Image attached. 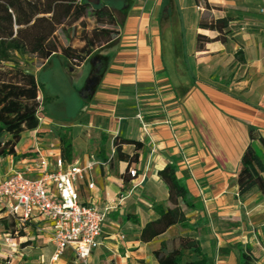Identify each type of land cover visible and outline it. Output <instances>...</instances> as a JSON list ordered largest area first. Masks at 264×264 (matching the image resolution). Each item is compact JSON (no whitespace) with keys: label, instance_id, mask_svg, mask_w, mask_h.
Wrapping results in <instances>:
<instances>
[{"label":"crops","instance_id":"0c3cea01","mask_svg":"<svg viewBox=\"0 0 264 264\" xmlns=\"http://www.w3.org/2000/svg\"><path fill=\"white\" fill-rule=\"evenodd\" d=\"M163 1L138 5L130 0L122 9L118 42L101 46L80 66L71 65L76 77L88 69V78L78 90L81 100L75 122L70 125L43 110V121L33 130L35 144L25 153L29 158L50 157L55 164L61 143L54 133L62 124L72 129L70 163L111 158L109 166L95 165L78 183L83 201L101 207L115 204L88 264H161L155 251L177 236L198 240L212 264H243L242 250L248 249L257 256L254 264H264V193L254 189L240 196L237 182L251 129L264 137V39L259 42L252 36H264L260 0H208L216 17L228 12L240 17L227 41H211L203 49L196 42L197 34L204 33L198 25L201 1L168 0L163 10L171 15L161 14ZM238 52L244 61L237 58ZM51 59L38 70L43 72ZM45 94L51 100L59 96L47 87ZM117 137L141 142L140 147L122 146L128 156L138 154L136 161L116 158ZM19 143L15 155L0 159L5 173L15 165L12 160L25 154ZM254 145L264 158L259 141ZM169 164L177 165L196 205L189 208L181 203L193 227L172 225L143 241L142 229L158 217L154 205L170 204L169 187L159 175ZM23 166L22 161L15 165ZM129 168L137 170V177L129 175ZM89 182L95 184L93 189ZM121 193L127 196L119 203ZM54 250L46 233L33 225L24 237L0 241V264L9 256L11 264H83L72 247L56 261Z\"/></svg>","mask_w":264,"mask_h":264},{"label":"trees","instance_id":"16d2710c","mask_svg":"<svg viewBox=\"0 0 264 264\" xmlns=\"http://www.w3.org/2000/svg\"><path fill=\"white\" fill-rule=\"evenodd\" d=\"M200 1V0H199ZM209 12L211 7L206 3ZM238 12H228L224 16L201 15L199 28L215 33L209 36L198 33L197 47L203 49L211 41H227L232 35L231 26L240 16ZM93 27L89 28V23ZM120 19L117 9L106 0H0V158L17 153V144L25 130H36L40 116L50 96L45 94L46 85L36 73L23 67L16 55H33L39 60V67L54 56H62L67 63L81 65L101 46H107L119 36ZM117 35V36H115ZM63 37L67 44L63 42ZM74 40L80 41L79 46ZM237 58L244 61L240 52ZM251 129V143L246 148L238 174L239 195L245 196L254 189L264 193V158L254 145L258 140L264 150V137L255 135ZM60 139L61 156L66 162L73 159V142L70 128L59 126L55 129ZM138 140L117 137L115 156L129 163L138 159V154L128 156L123 144ZM28 153L23 154V156ZM129 175H130V168ZM160 177L169 187V206L155 204L158 217L149 221L142 229L143 241H151L165 233L172 225L179 224L192 228L181 209V203L189 208L192 203L189 190L178 176V167L169 164L159 171ZM3 232L15 235L16 223L13 218H2ZM25 235L20 231L19 236ZM23 242L22 245H25ZM161 264H212L201 250L198 240L177 236L163 241L155 251ZM257 256L251 250H242L241 263L254 264Z\"/></svg>","mask_w":264,"mask_h":264},{"label":"built area","instance_id":"2783aa9c","mask_svg":"<svg viewBox=\"0 0 264 264\" xmlns=\"http://www.w3.org/2000/svg\"><path fill=\"white\" fill-rule=\"evenodd\" d=\"M258 12L264 15V0H260ZM138 117L143 119L141 112ZM28 155L12 160L13 165L22 161L25 166L14 165L10 171L0 173V220L13 218L16 223V234L2 231L0 241L11 243L24 237L34 225L38 231L46 233L48 242L54 245L52 260H58L67 247H72L76 258L88 264L93 251L101 244L103 224L115 204L101 207L93 201H83L78 183L86 180L95 165L109 166L111 158L100 161L91 157L87 164L80 165L66 162L60 155L51 166L45 156L29 158ZM130 175L137 177V170L130 169ZM88 185L90 189L95 187L93 182ZM126 196L121 193L119 203ZM20 231L25 235L19 236ZM11 259L12 256L7 257L6 263L11 264Z\"/></svg>","mask_w":264,"mask_h":264},{"label":"rangeland","instance_id":"374dc122","mask_svg":"<svg viewBox=\"0 0 264 264\" xmlns=\"http://www.w3.org/2000/svg\"><path fill=\"white\" fill-rule=\"evenodd\" d=\"M93 1H95V0H93ZM106 1H109V4L113 8L117 9L118 16L120 19V23L125 16L124 11L122 9H124V7L126 5L129 6L131 2H136V4H138V5L145 3V0H131V2H130V0H106ZM198 1L199 0H197V2ZM200 1L201 2H199V3H201V5L203 7V10H199V12H201V15L209 14V13L213 14L212 12H209L207 10L206 3L210 4L209 1L208 0H200ZM168 5H169L168 0H164L161 3V8H162V9L160 8L161 14L164 15L165 13H168L169 15H171L170 11L167 10L165 12L163 10V7L168 6ZM211 6L214 7L215 5H211ZM251 26H254V25H251ZM92 27H93V22L91 21L89 23V28L91 29ZM120 32H121V28L118 30V33H120ZM203 32H204V34H206V33L210 34L209 36L215 35V33L210 32V31L207 32L204 30ZM253 35H255V38L253 37L254 40L257 39V41H259V42L264 39L263 35H259L257 33L252 34V36ZM115 36H117V35H115ZM115 38L116 39L114 40L113 43L118 42L119 36H117ZM63 42L67 44V41L64 37H63ZM80 44H81L80 41L74 40L75 46H79ZM16 59L26 69L39 72V78L42 82L45 83L46 87L49 90V93L59 95L58 98H53L51 100L52 97H50V99L48 101H46L44 110L47 111V114L51 115L55 119H65L66 121H68V123H70V125H72V123L75 122L74 119H76V117L78 116V112L80 109L81 97L79 96L78 90L85 83V81L88 78V69H86L84 71L83 75H81L80 77H76L75 75H73L71 73V69H70L71 64L67 63L66 60L62 56L52 57L50 65L47 68H45V70L43 72L41 70L40 71L38 70L39 60L37 59V57H35L33 55H19L18 54V55H16ZM75 66H77V65L72 64V68ZM229 72H231V68L228 69V73ZM70 132H72L71 128H70ZM54 134H56V133H54ZM35 139L36 138H35L33 130H25L23 132L22 138H21L20 143L18 145L19 149L23 153L29 151L31 149V147L34 146L35 141H36ZM74 140H75V137H74ZM46 141L50 142V139H46ZM48 159H50V157ZM50 162H51V166H52L54 163L51 160H50ZM55 167L57 168V166H55ZM4 168H5L4 163H2V165H0V173L1 174L5 173ZM0 232H2L1 225H0ZM3 261L5 264L6 260H3Z\"/></svg>","mask_w":264,"mask_h":264}]
</instances>
